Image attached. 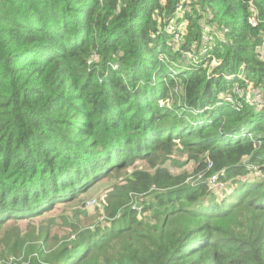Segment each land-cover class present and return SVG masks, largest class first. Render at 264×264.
<instances>
[{
	"label": "trees",
	"instance_id": "16d2710c",
	"mask_svg": "<svg viewBox=\"0 0 264 264\" xmlns=\"http://www.w3.org/2000/svg\"><path fill=\"white\" fill-rule=\"evenodd\" d=\"M263 47L264 0H0V232L141 161L58 264H264V104L222 98L264 97Z\"/></svg>",
	"mask_w": 264,
	"mask_h": 264
},
{
	"label": "rangeland",
	"instance_id": "374dc122",
	"mask_svg": "<svg viewBox=\"0 0 264 264\" xmlns=\"http://www.w3.org/2000/svg\"><path fill=\"white\" fill-rule=\"evenodd\" d=\"M180 36L176 34L174 38L175 42H179ZM206 38H210L206 36ZM260 56L264 60V47L260 50ZM219 64L218 61H213L208 67L213 71V68ZM225 94V95H224ZM222 98L228 102L236 101L240 96H245L247 102L254 104L256 106H262L264 104L263 93L257 90L252 84L248 86L246 90L234 88L232 93H223ZM170 102V101H169ZM165 102L161 101L160 104L163 105ZM180 146V143H178ZM167 155L159 156V160L164 162L165 165L170 168L174 173L179 174L180 172H187L188 178L185 183H195L199 180L205 179V172L196 174L195 171L197 165L194 162H188L185 165L175 164L174 160L179 159L180 161L185 158L178 152ZM249 161V168H252L251 174L248 176L254 177L259 175L257 170V163ZM142 167L150 168L148 164L136 161L133 167H129L126 170H122L120 173L110 175L103 179V183H99L95 188H93L87 194H83L81 197L76 198L70 203H65L61 205H56L50 211L43 213L42 215L33 217L31 219H22L16 223L9 224L7 231L0 232V236L5 238V241L0 245V264H46L44 260L50 254L53 257L52 264H58L62 254L65 251V246L58 248L66 242L75 241L78 238L77 233L81 232L82 229L88 227L93 230L97 227L102 226L106 219L107 206L110 208L115 206L120 212L128 205V202H119L109 199L107 196L108 187L111 185V180L119 181L124 180L125 176L131 171L132 168ZM209 176L206 173V177ZM264 178V174L261 175ZM209 186L215 190L219 195L221 189L218 187H225L226 183L220 184L217 182L216 177H212L208 180ZM137 197L132 196L130 206H134L138 210L139 217L141 216V208L137 206ZM86 208L88 211L82 212V209ZM144 213V212H143ZM249 212L245 209H241L233 219L240 220L244 216L248 215ZM141 219V218H139ZM183 221L176 222L179 225ZM231 220L228 222L223 221L222 224L227 226L230 224ZM224 226V225H223ZM224 226V227H225ZM172 231L174 232V225H171ZM41 235L45 236L44 239ZM12 238L11 244L14 247L8 248L6 242ZM53 248V249H52ZM16 250V253H11L12 250Z\"/></svg>",
	"mask_w": 264,
	"mask_h": 264
},
{
	"label": "built area",
	"instance_id": "2783aa9c",
	"mask_svg": "<svg viewBox=\"0 0 264 264\" xmlns=\"http://www.w3.org/2000/svg\"><path fill=\"white\" fill-rule=\"evenodd\" d=\"M250 22L255 25L257 23L256 17L255 16H251L250 17Z\"/></svg>",
	"mask_w": 264,
	"mask_h": 264
}]
</instances>
